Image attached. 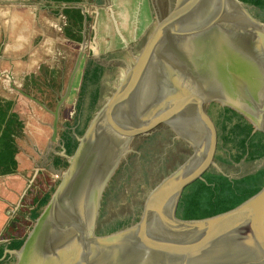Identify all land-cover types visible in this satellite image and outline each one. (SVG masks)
<instances>
[{
  "label": "water",
  "instance_id": "water-1",
  "mask_svg": "<svg viewBox=\"0 0 264 264\" xmlns=\"http://www.w3.org/2000/svg\"><path fill=\"white\" fill-rule=\"evenodd\" d=\"M67 7L82 10L83 38L55 109L20 90L53 115V143L89 45L88 9ZM164 12L173 22L160 49L155 36L141 45L4 260L264 264V154L236 161L221 139L225 117L236 113L264 144V22L242 0H169ZM260 170L257 187L232 207L185 211L190 186L205 172L239 179Z\"/></svg>",
  "mask_w": 264,
  "mask_h": 264
},
{
  "label": "rangeland",
  "instance_id": "rangeland-1",
  "mask_svg": "<svg viewBox=\"0 0 264 264\" xmlns=\"http://www.w3.org/2000/svg\"><path fill=\"white\" fill-rule=\"evenodd\" d=\"M84 1V0H82ZM92 2L85 5L88 9L87 14V39L88 47L85 50L83 61L80 69L76 75L73 89L64 106L60 111L59 119V134L58 141L52 142V124L54 117L42 107L39 103L24 95L20 90L29 95L34 96L42 101L50 109H55L57 101L61 92L64 91L69 75L74 66L78 51L81 47V42L71 43L70 39H66L63 30H54V35L51 38L44 34L43 39L39 43V48L42 51L41 61L48 68V75L51 72L52 82L49 85H44L43 89L25 87L19 76H23V67L16 66V68L4 70L0 69V92L14 102V109L24 102V116L19 112V117L24 123V134L18 139L19 158L22 161L20 169L17 172L11 173L13 180L20 179L23 185L19 188V201L23 199L22 192L28 188V193L24 195V200L21 201L20 208L15 210L14 207L18 203L15 198L14 205H7L5 209L11 213H2L3 220L0 222V239L8 238L15 239L22 238L27 235L32 227L33 215L32 208L36 206L44 194H52L55 187L59 183V178L56 177L55 166L64 169L68 166V158L64 146V131L68 130L75 134L78 138L80 135L76 132L84 129L87 118L93 115L102 100L114 89L116 84L121 80L127 68L135 60L141 45L147 44L155 36L158 42V48L161 42L162 34L167 35L169 27L170 16L164 11L168 7L169 0H122L121 2H128L129 6L133 3L134 6L128 9L126 5H120L118 1L110 0H86ZM95 1V2H94ZM19 5L17 9L15 4ZM107 2V3H106ZM28 0H0V20L2 23H8L10 20H16L19 15H30L36 17V33L40 30V25L44 19L54 16L53 10L45 9V1L30 0V14L27 12ZM107 4V5H106ZM101 5V6H99ZM107 6L108 9H104ZM100 7L108 13L107 24L112 29L109 36L106 38H96L98 46L94 44L95 34V12L96 8ZM61 8V6L59 7ZM250 12L264 22V10L259 9L253 5H249ZM40 15V17H39ZM19 17V19H21ZM9 19V21H8ZM127 26V30L124 28ZM130 26V27H129ZM3 42V44H2ZM0 44V60L1 56L7 53L4 41ZM105 42H108L107 44ZM5 48V50H4ZM157 51V48H156ZM27 56L21 57L24 62H27ZM20 59V57H19ZM96 65L101 66V76L97 83H88L85 94L82 95L81 86L83 77L87 69H91ZM8 66V65H7ZM31 72V70H30ZM19 73V74H18ZM14 80V83L12 82ZM98 89L100 96L98 103L94 109L90 106V92ZM25 117V118H24ZM89 117V118H90ZM36 173V174H35ZM35 177V178H34ZM0 176V190L2 187L7 188L8 180ZM34 179V180H33ZM32 180V181H30ZM51 187V189H50ZM48 191V192H47ZM0 199L2 197L0 196ZM42 211V208H37ZM1 259V264H14L15 257L11 256L7 261Z\"/></svg>",
  "mask_w": 264,
  "mask_h": 264
},
{
  "label": "trees",
  "instance_id": "trees-1",
  "mask_svg": "<svg viewBox=\"0 0 264 264\" xmlns=\"http://www.w3.org/2000/svg\"><path fill=\"white\" fill-rule=\"evenodd\" d=\"M56 3L66 4L68 6L80 4L82 0H53ZM243 2L253 5L264 10V0H242ZM62 14L66 18L63 27L65 37L77 42L83 38L84 15L82 10L77 7L64 8ZM102 67L96 65L87 69L83 77L81 86L82 95L85 94L88 83H97L101 76ZM48 69L43 67L40 76L32 73L26 76L24 86L37 88L41 90L47 79ZM99 90L95 89L90 92V106L94 109L99 100ZM24 102L16 107V111L21 115L24 114ZM14 102L0 95V174L6 175L12 173L17 164L16 155L19 152L18 139L24 134V123L17 112L13 111ZM24 109V110H23ZM24 116V115H22ZM90 117V116H89ZM87 118L86 122L91 118ZM25 118V117H24ZM87 125V124H86ZM86 127V126H85ZM85 129V128H84ZM81 129L76 133L81 135L84 131ZM252 134V126L244 119L238 118L236 113L228 114L223 121L221 139L223 144L229 146L228 152L236 161L246 159H256L264 154V144L262 139ZM64 146L67 154H72L77 146L78 139L68 128L64 131ZM235 149L236 153L232 154ZM55 169L62 170L55 166ZM263 171L249 174L241 178L230 179L222 173L207 171L203 179H198L189 188L185 211L194 216L206 215L212 212L224 210L232 207L240 198L255 189L258 185ZM49 198L45 195L40 200L39 205H44ZM17 243V244H16ZM19 242H10L0 244V260L4 257L5 248H12ZM4 261V260H2ZM1 264V261H0Z\"/></svg>",
  "mask_w": 264,
  "mask_h": 264
},
{
  "label": "crops",
  "instance_id": "crops-1",
  "mask_svg": "<svg viewBox=\"0 0 264 264\" xmlns=\"http://www.w3.org/2000/svg\"><path fill=\"white\" fill-rule=\"evenodd\" d=\"M119 2L120 5H126V7L128 9H130V7H133L135 3H133L132 5L129 6L128 2H126V4L124 2H121L122 0H116ZM46 3V7L45 9L47 10H53V14L54 16H51L44 19L43 23L40 25V30L38 33H36V23H35V19L36 17H31L30 15H26L24 16L23 14L21 15V17L19 15H17L16 17H18L16 20H10L8 19V23H2V19L0 20V44L2 41H4V44L6 45V51L7 53L5 55H2L1 60H0V69L3 67L4 70H7V68L9 67V70L11 69H15L16 66L23 67L24 70H22L23 73H25V70L28 71L26 74H24L23 76H19L20 80H25L26 76L35 73L37 76H40L41 74V70L43 67L47 66L41 61L40 63L37 62L41 60V56H42V51L40 50L39 43L41 42V39H43V35L46 34L48 35L49 38H51L52 35H54V30H62V27L65 25L66 23V18L61 15L62 14V10H60L59 6H61V3H56L54 1H45ZM95 2V1H94ZM80 3H84L86 5V3L88 4V2L86 0H84L83 2L81 1ZM107 3V2H106ZM111 3L110 0H108V4ZM90 5H93L92 2H89ZM17 9L20 7L19 5H24V4H15ZM107 5V4H106ZM114 5L115 4V0H114ZM101 6V5H99ZM24 7H28V13L30 14V1L28 2V4ZM104 9H108L107 6H104ZM1 9V8H0ZM2 10V9H1ZM95 12V34H94V44H96L97 47L98 46V42L97 40H95L97 37L98 38H106L109 36V32L112 30L109 25L107 24V20L108 18V13L106 10H103L102 7L96 8ZM19 17L21 19H19ZM40 17V15H39ZM130 27V26H129ZM124 28L127 30V26L124 25ZM64 32V31H63ZM65 36V34H64ZM111 37V36H109ZM66 38V37H65ZM68 39V38H66ZM68 42L71 43H77V41L74 40H68ZM79 43V42H78ZM106 44L108 42H105ZM3 44V42H2ZM1 48V47H0ZM4 48V50H5ZM1 52V50H0ZM27 56V62H24V60L21 59V57ZM20 57V59H19ZM83 61V60H82ZM8 65V66H7ZM48 69V68H47ZM31 70V72H30ZM51 72L49 76L47 77L45 84L44 85H49L52 82L51 79ZM19 74V73H18ZM1 80V77H0ZM37 89V88H36ZM0 95L6 99H9L8 97L4 96L3 94ZM10 100V99H9ZM13 111L17 112L14 108ZM18 114V112H17ZM19 115V114H18ZM20 151V149H19ZM16 159H17V164H16V168H15V172H17L16 170L20 169V164H21V158H19V152L16 155ZM5 178H11L12 176L10 175H4ZM12 179V178H11ZM21 178L19 179H15V180H11L7 182L8 186L6 189H4L2 187V190H0V196L2 197V199H0V222L3 220V216L2 213L5 209V206L7 205H14L15 202V198H19L18 195V191L19 188H21L23 185L22 181H20ZM10 213L9 211H7V209H5V213ZM6 249V248H5ZM4 259V257L2 258Z\"/></svg>",
  "mask_w": 264,
  "mask_h": 264
},
{
  "label": "flooded vegetation",
  "instance_id": "flooded-vegetation-1",
  "mask_svg": "<svg viewBox=\"0 0 264 264\" xmlns=\"http://www.w3.org/2000/svg\"><path fill=\"white\" fill-rule=\"evenodd\" d=\"M29 1H30V0H28V2H29ZM38 1L41 2V1H53V0H38ZM82 2H83V1H82ZM88 3H89V2H88ZM80 4H83V3H80ZM63 5H64V4L61 5L60 10H63V9H64V8H63ZM59 7H60V6H59ZM61 15H63V14H61ZM63 16H64V15H63ZM64 17H65V16H64ZM63 27H64V26H63ZM63 27H62V30H63ZM12 82L14 83V80H13ZM22 82L24 83L23 80L21 81V83H22ZM13 172H14V171H13ZM13 172H12V173H13ZM35 174H36V173H35ZM6 175H7V176H8V175H11V173H10V174H6ZM0 176H4V175H3V174H0ZM34 178H35V177H34ZM33 180H34V179H33ZM30 181H31V180H30ZM29 187H30V186H29ZM29 187L25 189V192H24V191L22 192V194H23V195H22L23 199H21L20 201H19L20 198L18 199V203H17V205L14 207L15 210H17V209L20 208L21 201L24 200V195L28 193ZM10 213H11V211H10ZM10 240H12V242L14 241V239H8L7 237H6V238H2V239H0V244L8 243V242H10Z\"/></svg>",
  "mask_w": 264,
  "mask_h": 264
},
{
  "label": "bare ground",
  "instance_id": "bare-ground-1",
  "mask_svg": "<svg viewBox=\"0 0 264 264\" xmlns=\"http://www.w3.org/2000/svg\"><path fill=\"white\" fill-rule=\"evenodd\" d=\"M172 22H173V18L170 17V22H169V27H168V30H167V35H168V33H169L170 29H171ZM167 35H166V36H163V34H162V38H161L160 45H162V43L164 42V40H165V38L167 37ZM159 49H160V47L158 48V50H159ZM158 50H157V52H158ZM55 172H56L57 174H59L60 176H62V174H63V170H57V169H56Z\"/></svg>",
  "mask_w": 264,
  "mask_h": 264
},
{
  "label": "built area",
  "instance_id": "built-area-1",
  "mask_svg": "<svg viewBox=\"0 0 264 264\" xmlns=\"http://www.w3.org/2000/svg\"><path fill=\"white\" fill-rule=\"evenodd\" d=\"M58 175H56V177H57Z\"/></svg>",
  "mask_w": 264,
  "mask_h": 264
}]
</instances>
